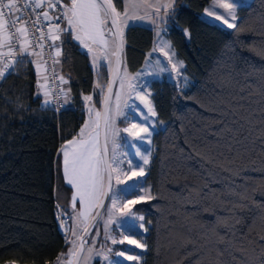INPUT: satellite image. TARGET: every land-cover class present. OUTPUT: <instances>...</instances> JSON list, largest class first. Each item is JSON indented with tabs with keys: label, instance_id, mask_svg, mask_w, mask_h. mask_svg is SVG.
<instances>
[{
	"label": "trees",
	"instance_id": "obj_1",
	"mask_svg": "<svg viewBox=\"0 0 264 264\" xmlns=\"http://www.w3.org/2000/svg\"><path fill=\"white\" fill-rule=\"evenodd\" d=\"M209 2L176 0L175 16L168 19L172 44L191 79L189 86L181 94L177 84L168 79L150 83L157 117L165 124L153 136V155L146 175L152 196L133 206V212L144 215L148 229L141 264H214L216 254L211 241L215 239L212 233L217 217L231 223L228 209L233 202L239 203L225 194L219 183L228 173L216 176L215 181L207 177L205 169L210 165L201 156H218L216 138L210 132L218 131L221 125L214 123L220 117L200 104H207L208 98L221 93L218 84L229 72L241 85L249 82L258 87L256 76L248 81L244 76L264 68V55L258 54L264 53V0H251L239 8L236 24L243 29L240 32L200 17ZM114 3L122 7L121 0ZM181 29H187L191 38L187 39ZM153 41L154 30L148 26L132 25L126 29L124 60L130 70L143 64ZM61 42L59 68L67 81L66 89L70 87L71 91L70 102L58 118L51 108L41 105L33 63L26 61L0 82V264H56L57 257L68 251L69 245L55 218L57 203L67 211L63 203L68 188L63 181L61 146L79 133L86 119L83 95L92 94L91 103L101 110L100 98L93 88L98 80L106 85L110 73L101 68L102 75L98 76L89 55L67 34L61 35L57 44ZM227 91L235 94L238 87L222 94ZM239 103L257 110L264 104L255 91ZM256 118H260L259 111ZM223 143L220 142L221 147ZM234 183L247 189V200L236 211L243 223L236 228L241 234L247 232L248 226L253 229L242 242L247 254H234L239 264H260V259H264L260 257L264 240L258 236L264 235V171L246 168L242 176L234 178ZM193 187L202 189L200 196H190ZM244 188L236 191L243 192ZM196 200L200 203H194ZM220 201L223 207L217 205ZM95 230L96 225L88 236L89 242ZM216 231L224 235L218 226ZM205 235L208 241L202 239ZM188 240L192 243L182 246ZM121 249L139 252L128 245ZM221 259L230 258L225 254Z\"/></svg>",
	"mask_w": 264,
	"mask_h": 264
},
{
	"label": "snow or ice",
	"instance_id": "obj_2",
	"mask_svg": "<svg viewBox=\"0 0 264 264\" xmlns=\"http://www.w3.org/2000/svg\"><path fill=\"white\" fill-rule=\"evenodd\" d=\"M121 3L124 6L123 12L117 10L113 0H69L67 4H64L63 0H24L23 4H19L17 0H0V80L6 78V73L11 75L13 72L18 71L26 61L35 63V61L28 60V57L42 55V52L35 51V48L44 49L45 36L48 37L49 48L55 49L52 57L53 64H59L57 58L61 55L62 42L57 44L56 41H60L63 34H67L87 50L86 54L90 55V63L98 76L102 75L101 68L109 73L113 71L111 58L115 57V71L119 77L121 89L125 86V80L140 79L141 73L129 76L126 66L123 75H120V52L124 45L123 29L128 27L129 21L151 19L153 16L157 17L162 24H167L168 19L175 16L176 0H167V3L162 4H150L147 0H121ZM58 5L59 7H57ZM243 6L244 0H211L210 8L212 10L206 8L205 13L208 17H214L217 21H221L228 28L240 32L243 29L237 27L235 23L237 19L236 9ZM140 8L145 9L144 16L135 14V10ZM161 8L164 9L163 15H161ZM48 9L55 10V15H50ZM130 9L133 11L130 12ZM149 9L155 10L149 12ZM221 10L224 13L223 15L218 14ZM29 12H31V16H29ZM230 20L233 22L230 23ZM152 23L156 24L157 21L152 20ZM61 24L64 25L63 28ZM161 31L164 35L168 34L166 28L160 29L157 26V42L152 51L153 53H163V57L167 58V63L160 68L159 72L152 73V75H160L165 71L171 74V71L175 70L177 74L175 82L178 92L182 94L183 89L188 84V77L183 76L180 72V69L184 67V63L181 60L172 63L176 56L175 50L169 41L161 38ZM181 31L184 32L187 39L191 38L187 29H181ZM30 32L32 37L35 38L34 43L29 39ZM5 48L7 51L3 50ZM16 49L19 50V56L13 58L17 56ZM258 54L264 55V53ZM44 63H47V61H44ZM156 63L159 65L161 61L158 59ZM169 64L171 68L168 67ZM40 67L41 65L36 63L38 77ZM251 76L257 77L258 87L249 82L241 85L240 81L236 80L235 76L229 72L227 76L221 77L218 84L221 93L208 98L207 104H200L208 111L215 112L220 119L214 121V123L221 125L218 131L210 132L216 138L218 156H201L202 161L210 165V168L205 169L207 177L215 181L216 176L221 173H228V177H225L219 183H221L225 194L239 201V203L233 202L231 208L228 209L232 222L229 223L227 220L217 217V223L213 227L212 234L215 239L211 243L216 254L214 264H239L234 253L247 254L242 242L248 239L253 230L251 226H248L247 232L241 234L240 230L236 228L237 224L242 225L243 223L236 216V211L244 206V201L247 200V189L243 185L234 183V178L242 176L246 168L264 171V104L257 110L251 108L250 105L245 107L244 104L239 103V100L250 98L253 91L260 96V101L264 102V68L257 72L247 73L244 80L248 81ZM44 79L47 80V77H44ZM57 79L60 80L61 84L67 83L62 76H58ZM112 83L108 82L106 85H102L98 80L93 88V91L100 98L104 111L106 131L103 146L100 143L98 131L101 112L94 107L86 108V111L90 118L94 115L95 119L91 122L86 120L77 137H73L72 140L61 146L63 172L68 183L74 185L76 191L72 196V215L67 212H60L59 205H57L58 218L60 216L64 217L60 221L61 225L66 224L68 220H71L72 224L67 228H62L65 232V243L69 247L66 253H61L57 257L56 264H73L74 260L77 264H80V261L87 264V261L93 257H100L103 264H120V260L110 259L109 254H113L111 247L102 251L105 249V245L101 244V250L96 249V237L100 235L99 228L92 236L91 243L84 238L91 235L88 231V221L90 218L95 219L91 210L97 207L96 202L100 197L107 195L105 191L106 182L108 190L112 191L113 174L116 177L115 183L117 185L124 183L125 187L112 191V194L108 196L110 203L104 209L106 219L98 211L95 214L104 226V240L110 241L112 245L127 242L128 245L135 246L138 249L147 247L145 243L136 240L133 234H125L126 232L132 233L135 228L142 229L144 232H147L148 229L144 226V217L137 216L129 207V205L141 203L143 196L126 199L119 195L120 192L129 195L140 191L139 184L133 182L132 185H128L127 181L122 182L120 180V176H127L131 180L133 176L143 177L145 175L144 166L149 164L152 151L150 148H145V151L141 152L140 147L136 145H151V136L156 131V125L163 122L154 119L158 114L148 99L151 92L147 91L149 83L147 81L139 85L128 84L129 89L135 92L136 98L141 101V104L135 102L125 103L124 107L127 112L121 110L119 104H117L115 114H111L109 100ZM237 87L238 91L235 94H233V91H227L226 95L222 94L224 90L236 89ZM37 88H43L39 79L37 80ZM105 89H107L109 95H105ZM140 89L144 91H140ZM70 91V87L67 90L62 87L55 100L51 99L50 93L45 91L43 105L45 107L51 106L53 110L58 111L60 107L69 104ZM240 93H247V95L240 96ZM116 98L119 101V93H117ZM82 99L88 102L92 100V96H83ZM234 101L236 103H233ZM257 111L260 113L259 119L256 118ZM116 116L123 117L122 122H132L122 129L115 128ZM137 120L140 122L136 123ZM109 129H111L113 137L111 158L108 155ZM121 132L127 134L125 143L133 149L132 159L139 158L135 165L132 163V159L127 158V154L117 155L115 138ZM221 141L224 142L222 147L220 145ZM236 145H240V147H236ZM192 151L195 152L196 150L193 148ZM225 151L227 155H225ZM196 155L201 154L196 152ZM257 160L260 162L259 166ZM237 161H240V163H237ZM125 168L128 169L127 172L124 171ZM245 183H247V178H245ZM203 187L208 188V184H204ZM236 188H244V191L237 192ZM201 191L202 189L193 187L190 190V196H200ZM211 194L215 195L214 192ZM78 199L82 208L79 212L75 208ZM204 199H207V197H204ZM188 202L193 203L191 199ZM194 203L198 204L200 200H196ZM217 205L224 206L222 201L217 202ZM99 206L104 207L102 203ZM203 210L208 211L207 208ZM262 223H264V220H262ZM112 224H115L120 239H116L111 234L110 225ZM217 226L224 230V235L216 231ZM258 236L259 240H264V235L258 233ZM202 239L208 241L209 238L205 235ZM187 243H192V241L188 240L182 246H186ZM248 243L252 244L253 241L248 240ZM85 245H88L86 249ZM225 254L230 259H221ZM113 255L125 258L127 261H133L135 264H141L140 255H127L126 251L115 252ZM260 257H264V246L261 247ZM11 264H15V262H11ZM209 264H213V262H209ZM260 264H264V259H260Z\"/></svg>",
	"mask_w": 264,
	"mask_h": 264
},
{
	"label": "rangeland",
	"instance_id": "obj_3",
	"mask_svg": "<svg viewBox=\"0 0 264 264\" xmlns=\"http://www.w3.org/2000/svg\"><path fill=\"white\" fill-rule=\"evenodd\" d=\"M154 1H157V0H147V2L150 3V4H151V2H154ZM165 1H167V0H159V3L162 4ZM250 1L251 0H244V6L248 5L250 3ZM113 2H114V0H113ZM210 3H211V0L204 7V9L199 13L200 17H202L203 19L209 21L210 23L217 24V25H219V26H221V27H223L225 29H230L226 25H223V23L221 21H217L214 17H208L206 15V13H205V9L206 8H208L209 10H212L210 8ZM123 7L124 6L122 4V7L121 8H118V7H116V8L118 9V11L123 12ZM239 8H241V7H237V9H236L237 19H236L235 23H237V20H238V10H239ZM154 10L155 9H153V10L152 9H149L148 11L151 12V11H154ZM131 11H133V10L130 9V12ZM160 11H161V15H163L164 9L161 8ZM135 14L136 15H139V16H144L145 15V9H143V8L137 9V10H135ZM218 14L223 15L224 13L221 10ZM225 18H227V17H225ZM152 20H156L157 23L156 24H153L152 23ZM229 22L232 23L233 21L230 20ZM132 25H143V26H148V27L152 28L154 30V41H153L152 47L146 51V55H145V59L143 61V64L137 70H130L129 67H128V65H127L126 59L124 60L120 75H123V71H124V68L126 66L127 72L129 74V76H135L137 73H141L142 76L138 80H131V81L125 80V86H124L123 89L120 88L119 79H118L117 86H116V90H115V94H114V98H113V101H112V104H111V108H110L111 114H115L117 104H119L120 109L123 110V111H125V112H127V109L124 107L125 106V103L131 104V103L135 102L136 104H141V101L136 98L135 92H132L129 89V87H128V84L129 83H132L133 85H139V84H143L145 81L149 82L148 83V89H147V91L148 92H151V95L148 96V99L151 101L152 105L154 106L153 98H152V90L150 88L151 81H153V80H161V79H168L169 81L175 82L176 81V78H177V74H176V71L175 70H172L171 71V74H169V72L165 71V72L160 73V75H152V73L159 72L160 71V68L163 67V65L167 63V58L166 57H163V53H153L152 50L156 46V42H157V35H156V33H157V26H159L160 29H165L166 28L168 34L167 35H164L163 31H161V38L164 39V40H166V41H169L172 44V41H171V38H170V35H169V26H170L169 22L167 21V24H162L157 19V17L153 16L151 19L129 21L128 27L129 26H132ZM128 27H125L123 29V32L124 33H125V31H126V29ZM172 46H173V44H172ZM173 48H174V46H173ZM165 50L167 51V49H165ZM174 50H175V48H174ZM150 53H151V55H149ZM175 53H176V50H175ZM113 59H114V57H113ZM158 59L161 61V63L159 65H157V63H156V61ZM177 60H181V59H179L178 56H177V54H176V56L173 59L172 63H176ZM146 61L148 62L147 64H146ZM181 61H183V60H181ZM183 63H184V61H183ZM168 67L171 68V65L169 64ZM184 68H185V66L182 69H180V72L182 73L183 76L188 77V84H187V87H188L189 84H190V82H191V79L185 73ZM64 86H65V90H67L66 89V84H64ZM140 91H144V90L143 89H140ZM117 93H119V97H120L119 98V101H117V98H116L117 97ZM145 94H147V93L145 92ZM87 95L88 94H85L83 96H87ZM82 101H84V100L82 99ZM84 103H85L84 104V110H85V118H86L85 121L88 120L89 122H91V118L89 117V114L87 113L86 108H92V106H87V103L85 101H84ZM142 110H144V109H142ZM123 119L124 118L121 117V116H116L115 128L122 129L124 127H127L128 124L132 122V121H129V122L125 123V122H122ZM154 119H157L159 121H162V120L158 119V117H156ZM85 121H84V123H85ZM139 122H140L139 120L136 121V123H139ZM162 122H163L162 124H157L156 125V131H154L152 133V136H151V145H147V144H145L144 146L136 145L137 147H140V151L141 152H144L145 151V148H150L151 151H152V155H153V148H154V146H153V136H154V134L159 129H161V128L164 127L165 122L164 121H162ZM84 123H83V125H84ZM79 131H80V129H79ZM98 131H99V129H98ZM126 136H127V134L121 132L119 134V136L115 138V144L117 145L116 152H117V155H120L121 153L127 154V158L132 159V157H133V149L131 147L127 146V144L125 143V137ZM76 137H77V135H76ZM108 137H109V140H108V148H109V153H110V158H111L112 149H113V137H112V131H111V129L108 130ZM72 139H73V137L70 138V139H68V140H66L62 145H65L67 143V141L72 140ZM60 153H61V162H62L63 181H64V185H66V187L68 188V191H67V189L65 190L66 192H65L64 196H66V195L67 196H66L65 200H63V203L66 206L67 212L70 215H72V209H71L72 196L75 193L76 189H75L74 185H71V184L68 183L67 178L64 175V172H63V154H62L61 151H60ZM152 155L150 157L149 164H150ZM138 159H139L138 157L135 158V159H132V163L135 165L137 163V160ZM149 164L147 166H144L145 175L143 177L133 176L132 179L129 180L127 176H124V175H121L120 176V180L122 182L123 181H127V184L128 185H132L133 182H136V183L139 184V187H140V191H137L134 194L125 195L124 192H120L119 193L120 196H122V197H124L126 199H135L136 196H141L142 195L143 196V200L142 201H146V200H148L152 196L151 186L147 182V179H146V175H147V172H148ZM124 171L127 172L128 169L125 168ZM115 179H116L115 174H113V187H112V191H115L118 188L123 189L125 187V184L124 183H121V184L117 185L115 183ZM66 187H64V188H66ZM112 191H111V194H112ZM100 200H101V197H100ZM109 203H110V201H108L106 207L109 205ZM98 204H99V202H98ZM134 205L135 204L129 205V207H131L132 210H133V206ZM75 208H76V211L77 212H79V211L82 210L81 204L79 202V199L77 200V202L75 204ZM94 211H95V209H94ZM92 215H93V213H92ZM101 216H104L105 219L107 218L104 211H103V213H102ZM137 216H143L144 217V215H137ZM137 223H139V222H137ZM143 223H144L145 228H147L145 221H143ZM71 224H72V222H71ZM97 228H99V231H100V235L98 237H96V249L97 250H101L100 249V245L101 244H104L105 245V249H103L102 251L106 250L108 247H111L112 248L113 254L115 252L124 251L123 249H121V246L122 245H126L127 246L128 245L127 242H125L124 244L112 245L110 243V241H105L104 240V226H103L102 223L99 222V220H98V222L96 224V230H97ZM96 230H95L93 236L95 235ZM110 231H111V234L116 239H120V236L117 235V230H116L115 224L110 225ZM125 234H133L134 235V238L136 240H139L141 243H143L144 235L146 234V232H144L142 229L135 228V229L132 230V233L126 232ZM91 239H92V237L90 238V242L89 243H91ZM128 246H131V245H128ZM87 247H88V245H85V249ZM132 247H135V246H132ZM138 250H139V252L136 253V254H134V253H127V255H140L141 256V260H142V251H144L145 248L144 249H138ZM113 254H109L110 259H118V260H120V264H135V262H133V261H127L125 258H122V257H115ZM95 262H98V264H103V261H102V259L100 257H93V258L89 259L87 261V264H94ZM7 264H11V262H9ZM15 264H17V263H15ZM80 264H84V261H80Z\"/></svg>",
	"mask_w": 264,
	"mask_h": 264
},
{
	"label": "built area",
	"instance_id": "obj_4",
	"mask_svg": "<svg viewBox=\"0 0 264 264\" xmlns=\"http://www.w3.org/2000/svg\"><path fill=\"white\" fill-rule=\"evenodd\" d=\"M17 2L19 4H23L24 0H17ZM63 3L67 4L66 0H63ZM57 7H59V5ZM48 11H49L50 15H55V10L48 9ZM31 15H32L31 12H29V16H31ZM61 27H63V24H61ZM29 39L32 40L33 43L35 42V38L32 37L31 32L29 33ZM44 43H45V47L43 50H41L39 48H35V51L42 52L43 69H44L45 75L47 77L46 90H47V92L50 93V98L55 100V98L59 94L60 89L62 87L65 89L64 84H61L60 80L57 79L58 76L63 77V75L60 71L59 64H53L52 57L54 56L55 49L49 48L47 36H45ZM56 43H57V41H56ZM16 53H17V56L13 57V58H18V56H19V50L18 49H16ZM57 59L59 60V57ZM44 61H47V63H44ZM65 107H60L58 111L53 110L52 107H51V109H52L53 113L55 114V116L58 118L60 116L61 112L65 109ZM57 205H59V211L60 212H67L61 204L57 203ZM57 213H58V208H56V211H55V218H56V222L58 224L60 231L62 232V234L65 237V232L62 230V228L69 227V225H71L72 221L68 220V222L66 224L61 225L60 221L63 220L64 217L60 216L58 218Z\"/></svg>",
	"mask_w": 264,
	"mask_h": 264
},
{
	"label": "water",
	"instance_id": "obj_5",
	"mask_svg": "<svg viewBox=\"0 0 264 264\" xmlns=\"http://www.w3.org/2000/svg\"><path fill=\"white\" fill-rule=\"evenodd\" d=\"M120 74H121V70H122V65H123V62H124V45H123V49L122 51L120 52ZM112 67H113V71L110 73V76H109V81L108 82H113L112 83V91H111V94H110V100H109V108H111V104H112V101H113V98H114V94H115V90H116V86H117V82H118V79L119 77L117 76L116 74V64H115V57L113 59V64H112ZM105 95H109L108 92H107V89L105 90ZM105 125H104V111H103V106L101 105V117H100V127H99V136H100V143L101 145L103 146V143H104V136H105ZM108 155H109V158H110V153H109V148H108ZM113 187V180H112V185H111V188ZM105 191L107 192V195L105 196H102L101 197V200L95 210V212L93 213V217H95V219H90L89 222H88V231L91 233L92 230L94 229L96 223L98 222L99 220V217H96L95 214L96 212L98 211L100 213V215H102L109 199H108V196L111 195V191L108 190V185H107V182H106V185H105ZM103 204L104 207H100L99 205L100 204ZM89 236V235H88ZM88 236H85L84 238L88 239ZM73 264H77V262L74 260L73 261Z\"/></svg>",
	"mask_w": 264,
	"mask_h": 264
},
{
	"label": "crops",
	"instance_id": "obj_6",
	"mask_svg": "<svg viewBox=\"0 0 264 264\" xmlns=\"http://www.w3.org/2000/svg\"><path fill=\"white\" fill-rule=\"evenodd\" d=\"M66 2L68 3L69 2V0H66ZM167 1H165L164 3H166ZM157 3H159V0H157V1H154V2H151V4H157ZM118 10V9H117ZM153 10V9H152ZM63 27H64V25H63ZM107 38V37H106ZM82 47V46H81ZM82 49L83 50H85V51H87L86 49H84L83 47H82ZM4 51H7V49L5 48V49H3ZM89 55V54H88ZM30 60H32V61H35V63H33V65H34V68H35V71H36V74H37V69H36V63H39L40 65H41V67H40V69H39V77H38V75H37V77H38V79H39V82H40V84L41 85H43V88H41L40 89V94H41V96H42V107L43 108H51V106H48V107H45L44 105H43V100H44V92L45 91H47L46 90V80L44 79V77H46V75H45V72H44V69H43V61H42V55L41 56H36V57H32V56H29L28 57ZM89 58H90V60H91V57H90V55H89ZM112 61H113V57H112ZM92 66V65H91ZM93 68V67H92ZM93 70H95L94 68H93ZM7 74V73H6ZM2 80H0V82H1ZM87 96H92V94H88ZM92 102V100L91 101H88V102H86L87 103V106H92V107H94L97 111H100L101 112V110H99L97 107H96V105L95 104H92L91 103ZM83 103H84V101H83ZM85 104V103H84ZM95 119V116L93 115L92 117H91V120H94ZM99 127H100V121H99ZM76 137V136H75ZM99 139H100V136H99ZM63 191V189L61 190V192ZM61 192H60V194H61ZM100 200V199H99ZM99 200L96 202L97 204H98V202H99ZM95 209V208H94ZM94 209H92L91 210V212L93 213V211H94Z\"/></svg>",
	"mask_w": 264,
	"mask_h": 264
}]
</instances>
